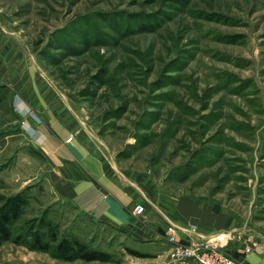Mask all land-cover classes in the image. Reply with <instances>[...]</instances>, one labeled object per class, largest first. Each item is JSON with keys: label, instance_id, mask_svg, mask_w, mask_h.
<instances>
[{"label": "rangeland", "instance_id": "1", "mask_svg": "<svg viewBox=\"0 0 264 264\" xmlns=\"http://www.w3.org/2000/svg\"><path fill=\"white\" fill-rule=\"evenodd\" d=\"M0 29L121 172L236 223L191 240L220 236L231 252L242 234L264 237V0H0ZM37 170L28 145L0 144V208L25 198L12 237L49 224L111 260H60L11 239L0 264H179L166 239L85 217Z\"/></svg>", "mask_w": 264, "mask_h": 264}, {"label": "crops", "instance_id": "2", "mask_svg": "<svg viewBox=\"0 0 264 264\" xmlns=\"http://www.w3.org/2000/svg\"><path fill=\"white\" fill-rule=\"evenodd\" d=\"M37 68L0 29V135L5 134L0 144L28 145L38 165L34 177L55 197L139 241L165 239L170 224L181 227L184 241L236 224L196 201L172 200L169 195L157 199L144 181L121 172L98 144L81 136L68 106ZM136 204L144 205L139 216L132 214ZM241 239L233 243V251L248 264H264V237L246 239L242 234Z\"/></svg>", "mask_w": 264, "mask_h": 264}, {"label": "trees", "instance_id": "3", "mask_svg": "<svg viewBox=\"0 0 264 264\" xmlns=\"http://www.w3.org/2000/svg\"><path fill=\"white\" fill-rule=\"evenodd\" d=\"M25 204V198L22 194H17L8 200V203L0 208V244L3 241L11 240L14 242H22L29 249L48 252L54 258L72 261H110L111 256L108 252L90 247L85 242L76 237L62 236L58 238L54 230L46 224L47 229L44 232L34 231L28 236L12 237L13 225L19 219L22 213V207ZM28 237V238H26ZM235 256L240 255L239 252L231 251Z\"/></svg>", "mask_w": 264, "mask_h": 264}, {"label": "built area", "instance_id": "4", "mask_svg": "<svg viewBox=\"0 0 264 264\" xmlns=\"http://www.w3.org/2000/svg\"><path fill=\"white\" fill-rule=\"evenodd\" d=\"M68 138L67 140H69ZM144 213V205L136 204L132 214L139 216ZM180 226L170 224L165 230V239L171 244L168 259L179 264H248L241 255L235 256L228 251L220 236L207 239L182 240L179 234ZM246 245L245 251L249 250Z\"/></svg>", "mask_w": 264, "mask_h": 264}]
</instances>
